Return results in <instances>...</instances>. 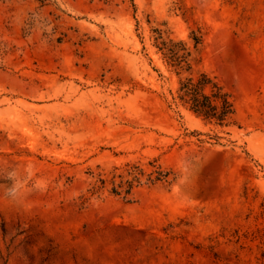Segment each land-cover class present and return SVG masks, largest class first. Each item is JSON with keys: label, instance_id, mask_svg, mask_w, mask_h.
<instances>
[{"label": "rangeland", "instance_id": "rangeland-1", "mask_svg": "<svg viewBox=\"0 0 264 264\" xmlns=\"http://www.w3.org/2000/svg\"><path fill=\"white\" fill-rule=\"evenodd\" d=\"M0 264H264V0H0Z\"/></svg>", "mask_w": 264, "mask_h": 264}, {"label": "trees", "instance_id": "trees-1", "mask_svg": "<svg viewBox=\"0 0 264 264\" xmlns=\"http://www.w3.org/2000/svg\"><path fill=\"white\" fill-rule=\"evenodd\" d=\"M157 33L160 36L156 39L157 48L168 64L180 72L190 70L189 57L191 53L186 48V45L173 40L164 41L161 33ZM195 42L199 44V39H195ZM177 99L186 105L191 112L204 120L215 121L221 125H230L234 121L235 106L231 95L206 73L181 79L177 91ZM126 174L132 177V180H127L124 184L121 182L119 185L114 186L112 191L114 194L120 195L124 192L129 195L134 183L140 181L143 171L138 166H133ZM160 176V179L156 180H165L168 174ZM117 177L121 180L124 179L123 175ZM149 181L153 183L155 180L149 178ZM101 182L105 183L103 180ZM113 184L115 185V181H113ZM125 185L126 187H124Z\"/></svg>", "mask_w": 264, "mask_h": 264}]
</instances>
